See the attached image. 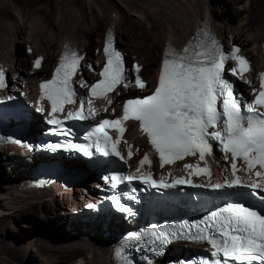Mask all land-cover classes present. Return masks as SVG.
Instances as JSON below:
<instances>
[{
    "label": "snow or ice",
    "instance_id": "snow-or-ice-1",
    "mask_svg": "<svg viewBox=\"0 0 264 264\" xmlns=\"http://www.w3.org/2000/svg\"><path fill=\"white\" fill-rule=\"evenodd\" d=\"M113 41L111 32H107L103 48L105 62L99 71L100 79L87 86L89 99L85 101L81 97L79 106L74 109L67 110L65 105L76 103L77 93L72 86V77L79 67L81 57L75 50L65 45L51 79L39 84L41 98L49 105L46 123L54 126L51 131L55 134H70L64 127L67 120L94 118L96 112L92 99L103 98L111 104L112 99L107 94L114 90L118 94V85L125 89L133 84L138 89L145 88L138 74L139 66L133 64L127 70L122 54L116 50ZM238 52L236 46L232 47L230 53L225 52L204 21L194 34V39L189 40L179 52L165 44L158 81L151 94L126 100L118 119H101L87 133V144L68 141L63 145L47 147H64L65 150H73L86 157L94 155L91 151L94 147L95 153L101 156L121 158L116 147L121 139L120 134L124 131L121 125L124 121L132 120L138 122L139 130L146 135L148 143L158 155L161 167L188 156H197L203 161L206 156L213 154L216 146L224 154V160H229L230 156V176L224 175L222 171V181H209L207 184L194 186L212 190L246 188L251 190L253 197L257 195V190L264 193V72L259 73V90L253 89L254 98L251 102L242 99L233 83L224 76L225 64L229 59L235 64V67L228 70L232 76L239 75L243 78V73L249 71L248 62ZM40 64V58H37L33 67L39 68ZM89 70H93L91 65ZM131 74H135L134 81L130 78ZM81 86H86V82H82ZM3 87L5 74L0 70V88ZM37 104L39 105V101ZM36 111L42 113L44 109L38 106ZM54 114H62V118H57ZM108 127L115 129V140L108 135ZM128 147L130 156L131 146ZM237 158L243 164L246 179L237 175L240 171L237 168ZM146 163L150 164L147 154L139 161L140 165ZM183 167L185 170H193L188 173L189 179L172 177L171 183L164 176L154 180L150 172L140 174L139 168L135 175L113 171L103 179L112 189L132 180H140L152 188L163 189L177 184H191L190 177L193 174L202 173L207 177L211 175L207 166L201 168L184 164ZM107 198L117 211L134 215L117 196ZM260 201L264 204V196L260 197ZM87 207L94 205L89 204ZM180 229L178 231L175 227L154 224L141 232L129 234L128 239L143 241L153 255H159L162 246L174 239L206 242L212 251L210 257L202 260L201 264H264V211L239 202L227 203L190 228L181 224ZM192 229L197 231L193 232ZM114 256L122 264H132L123 245L114 250ZM148 264H152V261L149 260Z\"/></svg>",
    "mask_w": 264,
    "mask_h": 264
},
{
    "label": "bare ground",
    "instance_id": "bare-ground-1",
    "mask_svg": "<svg viewBox=\"0 0 264 264\" xmlns=\"http://www.w3.org/2000/svg\"><path fill=\"white\" fill-rule=\"evenodd\" d=\"M220 1L222 2L221 4H223L225 10H222L223 14H216L212 12V10H210V7L208 6V1L206 0H168L169 4L166 3L164 8L159 7V0H139V2L146 5L145 7L148 8L147 10L144 6H138L136 4H127L128 15H135L140 19H144L146 21L147 26L150 18H153V20H155V23L151 24V26L148 27L150 33L152 34L151 38L144 31L139 30L140 28L138 29V27H140V25L131 20L128 15L125 16V18L122 17L120 8L115 5H112L113 2L111 0H101L99 4L101 9H103L104 11H107L110 8L114 10L112 12V17L109 18L107 22H112L114 26H118V19H125V22L128 24V29L125 31H121L120 34L124 33L127 35V37H129L128 34H131L130 37H135L137 39V42L133 43V47L137 50L141 49L143 54L145 53L144 59L147 56L150 57L147 59V61L142 60L143 63H141L143 64V68L141 70V74H143V77L151 85L155 83L157 75L159 73V67L161 64V53L165 44H167L168 42H173L172 40L165 41V37H161L160 32L170 35L174 38L178 35L180 31L179 26L188 27L190 26L191 19H193L194 22L191 24L189 32L185 33L180 40L174 41L176 43H179L180 45H184L186 44L189 35L193 33V30L200 24L202 20H205L206 18H208V20L210 21L212 26L218 31V33L220 31L221 36H219L221 42H224L225 39H232L233 41L234 37H237L239 40H241V42H243V44L241 43L243 46L246 47L249 44L255 46H252V48H249V50L246 51L247 53H250V59H248L249 61H251V67L253 69L250 72L249 76L252 80H254L257 76V73L264 66V50H262L261 47V45H264V0H255L257 2V5L255 6L257 7L256 10L253 4V0H230L231 4L227 3L226 0ZM4 6V3L2 2V0H0V18H2V15L6 17V6ZM242 12H247L246 17L248 18L246 22H243L245 18L242 21L239 20V23H237L238 25L236 26L232 22H234L236 18L239 19L238 15H240ZM63 13L62 19L66 20L67 17H64ZM80 15L82 19H86L82 12V5L80 8ZM73 16L74 13L70 14V16L68 17L72 18ZM5 17L3 18L5 19ZM75 19L77 20V18ZM213 22L227 23L230 27H228L229 29L227 31H224V29L222 30V26L220 25L216 28ZM100 23L101 22L96 20V23L92 27H88L87 29L84 28L85 25L82 26L83 21L81 23H78L75 28L70 29L71 34L75 39L69 36L68 34L64 35L61 30L60 32L57 31V35L59 38L56 48L58 49V51L51 55L49 52L45 54V59L42 62L41 66L42 70H45L47 68L50 69L52 67L51 64L56 61V58L58 57V54L60 52L59 50L61 48V45L65 42H68L72 47L77 49V53L78 51L80 52L81 58L85 61L86 65H91V55L88 50H86L87 46L89 45L88 43L85 45L81 43L80 46V44H78L77 37L80 36L81 38L84 37L86 39H89L87 36L92 33H95L97 36H99L98 30L100 26L98 25H100ZM240 25H243V27L238 29ZM105 27L110 28L108 24H106L102 28V33L100 35V46L103 43L102 38L104 31L106 30ZM249 27H251V29H254L255 31V34L253 35L251 40L244 38V34L249 29ZM88 31H90V33H88ZM224 33L228 35H225ZM63 35L64 37H62ZM10 36L11 34L8 31L7 26H2L0 24V59L3 60L5 64L3 65L0 61V70H2L4 74L5 67L9 64H11L12 66L11 62L6 61L8 60V56L3 57L4 54L2 52L4 48H7L9 46L10 41H14L11 39ZM167 37L168 36H166V38ZM151 39L152 44L150 42ZM53 46L54 43H50L45 39L41 41V51H44V49L51 50ZM157 49L159 50L157 53L158 58L156 61L155 59H153L152 55L155 56ZM241 52H244V50H242ZM133 58L136 59L137 57L133 55ZM155 62H157V64L154 65L153 63ZM11 66L9 65L8 67L15 70L13 71V73H18L20 77L24 78L25 74H27L24 73L23 70V67L25 66L24 62H22L21 67H17L15 69L14 66ZM36 74L37 73H35V75ZM89 75V72L84 69L83 77L86 78ZM31 76L32 75H28V77ZM28 97L29 100L36 98V92L32 93L31 95L28 94ZM110 98L112 99L111 104L113 105L117 97L114 98L113 96H111ZM39 122V115H37V113L33 111V120L30 122L31 127L28 131V134H34V132L36 131L34 129V126L38 125ZM128 128L129 131L125 134V136H123L122 140L124 142V145H131L133 150L135 151L133 160L139 161L141 160L142 155L148 154L150 148L146 144L144 136L139 134L138 127L134 125V123L129 122ZM127 139H129V141H126ZM1 152L5 153V163L9 164L8 166L11 170L8 171V174L0 172V201H4L3 203L0 202V255H3V257L1 256L2 261L5 264H22V258L26 255L25 248L21 247L22 243L20 244L19 241H17V239L24 238L23 234L19 232V234L17 235L19 238L17 237L14 239L17 242L13 241L12 238L8 239L2 236V234L3 229L6 226L5 223L9 221V218L11 216L10 203L12 202L13 204H17L18 206H20L22 203L27 202V204H29L26 205L25 210L27 213L32 215L30 216L31 219L39 220L38 223H42L43 226H46V223H48L49 221L51 222V227H55L54 232L50 233V231L46 229L42 235H35L36 230L30 229L29 236H31L29 237V239H33L32 244H35L36 241H38L40 243V247H42V251H45V248H48L49 250H59L61 253L59 255L55 254L58 256L55 257V259L61 260L62 263L60 264H113L111 258V237L109 238L107 235H103V232H105V230H103L102 236L100 237L97 233H95V229L100 228V224L96 225V223H84L77 221L74 218V215L70 213V210L64 209L66 203H70V205L76 204L78 198L76 197V194L74 192L76 191V188H73L69 192L63 190V193H66L71 197L68 200H65L62 195H59V197L56 196L55 191H59L60 189L57 188V186L51 187L50 189L46 190H24L22 187L26 184L25 177L27 175L28 168L30 169L33 164H30L29 161H24L25 153H21L18 148H5V150H0V153ZM77 165L78 163H70L68 166L73 167ZM0 167H2L1 159ZM81 183H87V181L83 180ZM33 201H37L38 203L36 204ZM49 204L55 205L54 207H52V209L54 210L53 214H55V216H53V219H50V217L46 213V211H48L47 206ZM40 209L42 212H40ZM65 222L66 225L69 224V233L60 228V226L64 225ZM108 224L109 226L107 227V230L110 232H115L122 226L121 222L115 223L113 221H110ZM27 227L32 228V225H29ZM92 227L93 229H91ZM36 251L38 255H42L37 248Z\"/></svg>",
    "mask_w": 264,
    "mask_h": 264
},
{
    "label": "rangeland",
    "instance_id": "rangeland-1",
    "mask_svg": "<svg viewBox=\"0 0 264 264\" xmlns=\"http://www.w3.org/2000/svg\"><path fill=\"white\" fill-rule=\"evenodd\" d=\"M100 1L101 0H57V1H55V0H2L4 5L6 6V7L4 6L6 9V11H5L6 17L3 15L1 16L2 18H0V24L2 26H7L8 31L11 34L10 37L12 40H14V41H10L9 46L2 50V52L4 54L3 57L8 56L7 57L8 60H6V61L11 62L12 66H14V67H21L22 62H24L25 66L23 67V70H24V72H27L31 68L30 64H31L32 58L39 56L42 58V62H43L45 59L46 53L49 52L51 55L53 53H56V51H58V49L56 48V46L58 44V38H59L57 35L58 34L57 31L60 32V30H61L64 33V35L68 34L69 36L74 38L71 34L70 29L75 28V26L78 23H81L82 21H83L82 26L85 25L84 28L87 29L88 27H92L96 23V20H98L99 22H101L100 25H98V26H100L99 30H98L99 36H97L95 33H92V34H89V36H87L89 39H86L84 37L81 38L80 36L77 37V41H78V44H80V46H81V43L83 45L88 43L89 46H87L86 50H88V52L91 55V62H90L91 65L94 66L95 61L98 60L97 58L99 57V52H97V47L100 46V41H101L100 35L102 33V28L106 24H108L110 27H113L115 29V32L117 35V41L122 46H124L126 48V50L128 51V56L130 58H133V55H134L137 57L136 59H138L140 63L141 62L143 63L144 60L147 61V59L150 57L147 56L144 59L145 53L143 54L141 49L137 50L133 47V43L137 42V39L135 37H130L131 34H128L129 37H127V35L124 33L120 34L121 31H123V30L125 31L128 29V24L125 22V19H118V22H119L118 26H116V25L114 26V24L112 22H107L108 19L112 17V14H113L112 12L114 10H112L110 8L107 11H104L100 7V4H99ZM111 1L113 2L112 5H115L118 8H120L121 13H122V17H124V18H125V16L128 15L127 4H136L138 6H144V7L146 6L145 4H142L141 2H139V0H111ZM163 1H164V3H163ZM206 1H208V6L210 7V10H212V12H214L216 14H221L223 11H225L224 6H223V4H221L222 2L220 0H206ZM159 2H160L159 7H161V8H164L166 3L169 4L168 0H159ZM226 2L231 4L230 0H226ZM253 2H254L253 4L255 7L257 5V2L255 0H253ZM81 5H82V12H83L84 16L86 17V19L85 18L82 19L81 15H80ZM145 9L147 10L148 8L145 7ZM256 9H257V7H255V10ZM63 12H65V13H63ZM71 12L74 13L75 17L74 16L72 18L68 17V16H70V14H72ZM62 13L64 14V17H67L66 20L62 19ZM128 16L131 18V20H133L134 22H136L137 24L140 25V27H138V29L140 28L139 30L144 31L150 38L152 37V34L150 33V30L148 29V27H150L151 24L155 23V20H153V18L149 19L148 26H147L146 21L144 19H140L135 15H128ZM246 16H247V12H242L240 15H238L239 19L236 18L234 20V22H232V23H234L237 26L238 25L237 23H239L238 21L239 20L242 21L244 18H245V20L243 22H246V20L248 18ZM3 17H5V19ZM75 18H77V20ZM193 22H194L193 19H191L190 26H188L189 28L184 27V26H179L180 31H179L178 35L175 36L174 38L170 35H167V34L161 33V32H160V36L165 37V39H164L165 41L166 40H170V41L172 40L173 42L178 41L184 36L185 33L189 32V29H190L191 24ZM213 23H214V26L216 28L219 27V25L222 26V30L224 29V31L225 30L227 31L229 29L228 27H230V26H228L227 23H219V22H213ZM242 27H243V25H240V27H238V29H240ZM88 33H90V31H88ZM224 34L228 35L226 33H224ZM254 34H255L254 29H251V27H249V29L244 34V38L251 40ZM64 35L62 37H64ZM218 35H220V31H219ZM12 36H13V38H12ZM166 36H168V37L166 38ZM62 37H61V39H62ZM43 39L49 41L50 43H54V46L51 50L44 49V51H41V49H42L41 41H43ZM233 41L238 42V44H240L241 51L244 50L243 53L247 56V58H249L250 53H247L246 51H248L249 48H252L253 45L249 44L248 46L245 47L242 45L243 42H241V40H239L237 37H234ZM150 42L152 44V39ZM59 44H60V42H59ZM263 46L264 45H261L262 48H263ZM253 47H255V46H253ZM158 50L159 49L156 50L155 56L152 55L153 59H155L156 61L158 58V54H157ZM0 61L3 65H5L3 60L0 59ZM153 64L155 65V64H157V62H155ZM9 65L11 66V64H9ZM8 66L5 67L6 68L5 69V78L10 81L9 72L12 68H9ZM41 66H42V64H41ZM154 67H156V66H154ZM41 69H42V67H41ZM6 70L8 71V75H6ZM45 70H49V68H47ZM45 70H42V71H45ZM32 71H33V73L34 72L37 73L36 75H38V73H39L38 71H35V70H32ZM29 87L32 88L31 85ZM32 93H34V91H32L30 89L29 94L31 95ZM126 141H129V139H127ZM4 154L5 153H2V152L0 153V159L2 162V167H0V169H1L0 172L4 173V174L5 173L8 174L9 173L8 171L10 169L8 166L9 164L5 163L6 160H4L5 159ZM87 183H88V181H87ZM74 188H76V191H74V192L76 194V197H78L79 189H78V187H74ZM64 191L69 192L70 190H64ZM64 191L60 190V189H59V191L58 190L55 191L56 196L59 197V195H62V197H64L65 200H68L69 198H71L68 194L63 193ZM77 200H78V198H77ZM0 202L3 203L4 201H0ZM33 202L36 204L38 203L37 201L36 202L33 201ZM28 204L26 202V203H22L20 206H18L17 204H13L12 202L10 203L11 216L9 218V221L7 223H5L6 226L3 229L2 236L6 237L8 239L12 238L13 241H15V242L19 241L20 244L22 243L21 247H24L25 252H26V255L22 258V264H60V263H62L61 260L55 259V257H58L55 254L59 255L61 253L59 250L56 251L53 249L49 250L48 248H45V251H42V249H41L42 247H40V243L38 241H36L35 244H32L33 239L32 240L29 239V237L31 236V235L29 236L30 229L36 230L35 235H42L46 229L48 231H50V233L54 232L55 227L52 228L51 224H50L51 222H49V221H48V223H46V226L45 225L43 226L42 223H38L39 220L31 219L30 216H32V215L27 213L25 210V207ZM54 206L55 205H53V204H49L47 206L48 211H46V213L50 217V219H53L54 218L53 216H55V214H53L54 210L52 209V207H54ZM70 208H71L70 203H66L64 206V209L70 210ZM40 212H42L41 209H40ZM29 225H32V228L27 227ZM68 227H69V224L66 225V222L64 225L60 226V228H62L63 230H65L69 233L70 230ZM91 229H93V227ZM95 230H96L95 233H97L99 235V237L102 236L103 230L101 229V227L97 228ZM19 232L24 235V238L17 239V241H16L14 239L18 237L17 235L19 234ZM29 243H31V244H29ZM36 248L41 252L42 255H38ZM1 256L3 257V255H0V264H5L2 261ZM16 264H18V263H16ZM19 264H21V263H19ZM156 264H161V263L158 261V262H156Z\"/></svg>",
    "mask_w": 264,
    "mask_h": 264
},
{
    "label": "water",
    "instance_id": "water-1",
    "mask_svg": "<svg viewBox=\"0 0 264 264\" xmlns=\"http://www.w3.org/2000/svg\"><path fill=\"white\" fill-rule=\"evenodd\" d=\"M118 45H119V43H118ZM113 239H114V237H112V238L110 239V241H113Z\"/></svg>",
    "mask_w": 264,
    "mask_h": 264
}]
</instances>
